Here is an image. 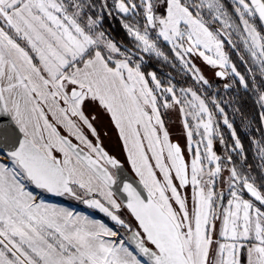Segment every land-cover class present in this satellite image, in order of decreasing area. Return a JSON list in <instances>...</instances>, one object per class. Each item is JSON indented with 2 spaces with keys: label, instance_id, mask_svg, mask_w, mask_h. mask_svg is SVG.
<instances>
[{
  "label": "snow or ice",
  "instance_id": "6c2138e0",
  "mask_svg": "<svg viewBox=\"0 0 264 264\" xmlns=\"http://www.w3.org/2000/svg\"><path fill=\"white\" fill-rule=\"evenodd\" d=\"M231 7L238 23L223 0H0V264H264V147L258 177L251 165L243 170L246 158L239 166L230 154L222 160L205 98L192 87L178 95L147 70L153 56L176 66L167 47L197 83L209 84L201 58L247 90L224 51L231 46L247 64L239 43L264 78V30L253 19L264 25V0ZM114 12L126 44L104 29ZM177 106L187 151L165 125ZM99 114L124 161L103 146ZM223 124L242 155L226 115ZM41 194L69 197L105 219Z\"/></svg>",
  "mask_w": 264,
  "mask_h": 264
},
{
  "label": "rangeland",
  "instance_id": "374dc122",
  "mask_svg": "<svg viewBox=\"0 0 264 264\" xmlns=\"http://www.w3.org/2000/svg\"><path fill=\"white\" fill-rule=\"evenodd\" d=\"M225 1L228 2L229 6L231 8V9H228L229 12L233 15V18L238 23V17L235 16L234 10L231 7L232 0H225ZM137 2H138V0H137ZM108 3L111 4L112 0H108ZM121 16H122V14H118V13H115V12L113 13V17L116 18V20L119 22L120 26H122V24H121ZM253 19H254V22H255L257 28L259 29L257 18H253ZM103 24H104V29H106L104 21H103ZM217 26H218V23H217V25H214L213 27H217ZM125 36L127 37L126 31H125ZM234 39H235V37H234ZM127 40H128V37H127ZM237 47L239 48L240 54L244 55L245 60H247L248 63L251 65V67L254 69V73H256V75L258 74V76H259V68H258V66L255 65L252 62L251 57L243 49V45L238 43ZM164 50L169 53L170 60H174L176 66L172 67L171 63L166 65L162 60H160L158 62L157 59L153 56L151 58V60H150V64L152 65V67L147 69V70H154L156 72V74H157L158 79H160L162 81V85L164 87L170 86L169 85V81H171V84L176 87L178 95L180 94L179 93V89L180 88H182V87H192L193 90H196L198 92V94L202 96V98L206 97V99H208V102L206 101V103L208 104V106L210 105L213 108V110H214V112L216 114V117L218 119V123L220 125L221 133H222L223 138H224V140L226 142V146L222 145L220 143V140H219L217 134H214V136H213L214 151L216 152L217 155L221 156L222 160H225V161H226L227 155L230 154L233 157V160L236 162L237 166H239L240 161L242 159H244V155L243 154L240 155L236 151L232 150V145L234 144V140L231 138V130H229L227 128V126L223 124V119H224L225 115L227 116V118H228L230 123H232V120H230V118L228 117V115L226 114L225 111H224L223 114H221L216 109L215 104H213V102H212L213 100H215L216 103H218L220 105V102L223 100L222 99V97H223L222 95L224 94L226 96V94H228V92H232L236 88L235 87L236 86L235 81L237 83L238 77H235V76H233L231 74L225 76L224 78L217 77L215 75V73L217 71H224L223 69H220L219 67H213V66L207 65L201 58H197L196 59L197 67L200 68V70H201L202 74L204 75V77L209 81V84L208 85H203L202 82L201 83H197L196 81H194L192 79L190 74H185V72L181 68L180 62L178 60H175L174 56H172V54L170 53L169 48L165 47ZM224 51L229 55L230 62L233 63L234 59H233L232 50L229 48V46L227 44H225ZM209 55H211V53H209ZM146 59H147V57H146ZM228 72L230 73V69H228ZM168 74H172L178 80H171V78H169ZM259 81L261 83L262 82L264 83V78L259 76ZM225 84H229L230 87H228L226 89L225 88ZM202 93H205V95H204L205 97L203 96ZM169 99H170V95H169ZM258 104L260 105V109L262 111V115H264V102H261L259 100ZM161 111H162V113L165 112L164 109H161ZM99 115H100V118H99V121H98L96 126L101 131V135L103 136L102 140L107 143L109 149L113 153H116V155L118 157H120L122 159V161H124V155L121 152L120 142L117 139L115 130L109 124L108 118L106 116H104L102 114H99ZM187 119H188V122L190 124H194V121H192L191 116H188ZM164 120H165V125H166V127H167V129H168V131L170 133V138H171L172 142L179 143L180 146L182 148H184L185 151H187V137H186V134H185V130L183 128V117L181 116V114L179 112V107L177 106L175 109L167 110L166 115L164 116ZM262 125H263V130H264V121H262ZM214 127H215V124H214ZM104 131L108 132L107 136L103 135ZM202 131L203 130L201 129V132ZM200 139H201L200 136H195L194 137V141H198ZM257 145H258V143H257ZM192 147H193V149H195V143H193ZM200 150H201V152L204 151L203 146H201ZM259 150L260 149L258 147L256 151L260 153ZM260 157L261 156H259L258 158H260ZM245 164L243 165V170L247 171L248 167H246ZM214 166L215 165H210V167H214ZM125 167L128 168L129 166L125 163ZM224 175H225V178H226L227 177V173H225ZM219 191H220V181L217 180V192H219ZM181 194L184 195L183 190H182ZM188 194H189V196L191 194V189L190 188L188 189ZM41 195H44L45 197H47L49 199L53 198L49 194H41ZM59 198H60L61 202L64 204L63 207H67V208H72L73 209V208H80V207L84 206L82 203H79L78 201L73 200V199H71L69 197H66V196L65 197H59ZM224 203L226 204V199L224 200Z\"/></svg>",
  "mask_w": 264,
  "mask_h": 264
},
{
  "label": "trees",
  "instance_id": "16d2710c",
  "mask_svg": "<svg viewBox=\"0 0 264 264\" xmlns=\"http://www.w3.org/2000/svg\"><path fill=\"white\" fill-rule=\"evenodd\" d=\"M223 2L228 9H231L227 1L223 0ZM104 23L106 33L110 35L116 43H127L128 40L125 36V31L116 18H113V16H106ZM258 26L260 30H263L259 22ZM232 54L234 59L233 63L236 65L237 70L246 77L249 87L246 90L238 81L237 83L235 81L236 88L234 91L228 92L226 96L224 94L222 95L223 100L220 102V106L224 109L230 120H232L237 137L241 140L244 159L246 158V167L251 165V174L258 177L261 174L262 161L260 159L261 157L258 158L260 153L256 150L258 147L259 149L264 147V130L261 121L262 111L258 104V98L261 92H264V83L259 81V76L257 74L255 75L254 86L253 75L248 71V68H252L251 65L247 60V64L242 62L234 51H232ZM202 94L203 96L205 95V93ZM206 101L208 102V99H206ZM209 107L213 110L210 105Z\"/></svg>",
  "mask_w": 264,
  "mask_h": 264
},
{
  "label": "crops",
  "instance_id": "0c3cea01",
  "mask_svg": "<svg viewBox=\"0 0 264 264\" xmlns=\"http://www.w3.org/2000/svg\"><path fill=\"white\" fill-rule=\"evenodd\" d=\"M31 187V186H29ZM33 191H35L34 189H32ZM42 198L46 201V202H50V203H55L61 206H64V204L61 202L60 198H47L44 195H42ZM72 209V208H69ZM72 210L76 211V212H80V213H84L86 215H89L90 217H94L96 219H105L104 217L100 216L99 214H97L96 212H94L91 209L86 208L85 206L80 207V208H73Z\"/></svg>",
  "mask_w": 264,
  "mask_h": 264
},
{
  "label": "water",
  "instance_id": "95a60500",
  "mask_svg": "<svg viewBox=\"0 0 264 264\" xmlns=\"http://www.w3.org/2000/svg\"><path fill=\"white\" fill-rule=\"evenodd\" d=\"M257 20H258V17H257ZM258 22H259V20H258ZM260 23V22H259ZM260 25H261V27L263 28V30H264V25H262L261 23H260ZM229 46V45H228ZM231 49H232V51H234L237 55H238V53H237V51H236V49H234V48H232L231 46H229ZM239 56V55H238ZM240 57V56H239ZM212 112H213V115H214V124H215V127H218L219 128V134H217V136H218V138H219V140H220V136L222 135V133H221V129H220V125H219V123H218V119H217V117H216V114H215V112L212 110V109H210ZM125 167V166H124ZM126 168V167H125ZM127 169V168H126ZM127 174V173H126ZM129 179L131 180L132 179V177L129 175ZM51 197H53V198H59V197H56V196H54V195H51V194H49ZM122 195V194H121ZM85 206V205H84ZM86 207V206H85ZM87 208V207H86ZM89 209V208H88ZM91 210H93V209H91ZM94 212H96L97 214H99L100 216H102L103 217V215L101 214V213H99V212H97V211H95V210H93Z\"/></svg>",
  "mask_w": 264,
  "mask_h": 264
},
{
  "label": "flooded vegetation",
  "instance_id": "af4514ba",
  "mask_svg": "<svg viewBox=\"0 0 264 264\" xmlns=\"http://www.w3.org/2000/svg\"><path fill=\"white\" fill-rule=\"evenodd\" d=\"M229 48H230V47H229ZM230 49H231V48H230ZM231 50H232V49H231ZM168 75H169V78H171V80H178V79H176L172 74H168ZM102 137H103V136L101 135V139H103ZM109 140H110V139H109ZM103 146H104L105 149H106L107 151H109L111 154L117 156L116 153H113V152L109 149L107 143L104 142V141H103ZM119 158H120V157H119ZM120 159H121V158H120ZM121 161H122V159H121ZM124 166H125V165H124Z\"/></svg>",
  "mask_w": 264,
  "mask_h": 264
}]
</instances>
